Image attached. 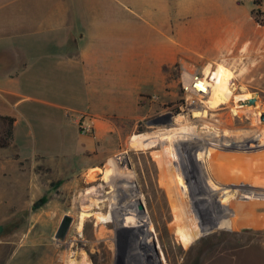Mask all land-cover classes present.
Masks as SVG:
<instances>
[{"label":"rangeland","instance_id":"374dc122","mask_svg":"<svg viewBox=\"0 0 264 264\" xmlns=\"http://www.w3.org/2000/svg\"><path fill=\"white\" fill-rule=\"evenodd\" d=\"M252 8H258L252 0L217 2V22L231 26H168V36L177 29L183 36L167 38L158 26H120L121 17L131 21L132 16L119 5L120 31L139 32L145 41L176 51L161 63L146 57L137 64L138 80L148 91L138 100L136 118L115 120L117 150L95 175L88 174L87 181L76 175L78 181L72 182L71 173L79 170L61 169L57 176L66 180L58 184L54 172L42 164L36 169L37 196L31 206L0 205V264H39L41 259L65 264L72 252L87 255L82 264H264V67L255 68L264 66V25L254 21ZM205 13L211 15L212 9ZM196 28L200 33H194ZM215 44L219 53L209 54L206 49ZM217 66L230 72L227 84L234 96L216 110L205 107L207 96L194 104L184 96L185 109L182 67L205 75ZM253 92L258 96L257 118L232 111L236 96ZM202 108L207 114L194 116ZM179 116L188 130L174 122ZM151 140L156 144L150 145ZM38 145L47 148V143ZM239 148L245 150L240 153ZM7 150L0 153L4 156ZM131 199L137 210L138 200L142 205L138 216H130ZM124 209L127 218L119 215ZM81 212L89 216L77 233ZM65 214L72 221L58 240L54 233ZM100 214L106 220L97 227ZM99 227L103 234L95 239ZM130 234L138 238V257L130 253ZM67 243L74 244L70 253Z\"/></svg>","mask_w":264,"mask_h":264},{"label":"crops","instance_id":"0c3cea01","mask_svg":"<svg viewBox=\"0 0 264 264\" xmlns=\"http://www.w3.org/2000/svg\"><path fill=\"white\" fill-rule=\"evenodd\" d=\"M221 1L233 0H0V116L14 118L12 145L0 153V205L31 206L42 164L60 184L61 169L87 181L113 158L115 120L136 118L148 91L137 64L176 51L120 31L119 5L132 16L120 26H158L172 38L183 35L168 36V26H231L217 22ZM78 118L92 132H81Z\"/></svg>","mask_w":264,"mask_h":264},{"label":"bare ground","instance_id":"6f19581e","mask_svg":"<svg viewBox=\"0 0 264 264\" xmlns=\"http://www.w3.org/2000/svg\"><path fill=\"white\" fill-rule=\"evenodd\" d=\"M187 6V5H186ZM205 23V22H204ZM206 37H208V36H206ZM208 39H209V37H208ZM197 40V44L199 45V46H202V42L200 41V39H196ZM204 41H205V39H203ZM206 42H207V40H206ZM212 42V41H211ZM214 43V42H213ZM221 44V43H220ZM219 45V44H218ZM217 44H215L214 46H211L210 48H207L206 50H208L209 51V54H217V53H219V46H218ZM222 45V44H221ZM224 47V46H223ZM221 48V47H220ZM236 50V49H235ZM224 51H226V50H224ZM246 51H247V49H246ZM232 52H234V51H232ZM244 53V52H243ZM233 54V53H232ZM241 56L242 57H244L242 54H241ZM241 58V57H240ZM245 58V57H244ZM192 67V66H191ZM258 68L257 70H259L261 67H264L263 65H260V64H256V66H255V68ZM184 69H186V70H188L186 67H183ZM193 69V68H192ZM264 69V68H263ZM191 70V69H190ZM205 76H207L208 78H209V81L208 82H206V84H207V88H203V93L202 94H200V95H198V94H194V93H192V92H186V93H184V96H186V98H188V100H190V99H192V97H193V95H196V97H197V99H199V102L200 103H202L203 101L201 100L204 96H207V98H206V100L204 101V105H205V107L206 108H209V109H211V110H216L217 108H218V106H220V105H223V104H225L227 101H229L234 95H233V90H232V88L227 84V82H228V80L231 78V74H230V72L228 71V70H226V69H224L223 67H216L214 70H209V71H207V73H205ZM184 78H187V76H185ZM236 96V95H235ZM195 97V98H196ZM247 97H250V94L248 93V94H246V95H244L243 97H241V98H238L237 96H236V100H239V99H243V98H247ZM235 101V100H234ZM258 102V101H257ZM234 104H235V107L233 106L232 107V111H234V112H236L239 116L240 115H242L243 113L244 114H247V115H254L256 118L259 116V112H258V109H259V104L258 103H255V105L253 106V107H247V106H240V105H237V103L236 102H234ZM200 108V107H199ZM200 110H202L200 113H194L195 115L194 116H205L204 114H207V112L206 111H203V108L202 109H200ZM240 111H242L243 113H241ZM203 112V113H202ZM229 118V117H228ZM228 118H225V119H227L226 121L228 122H230V120L228 119ZM221 119V118H220ZM222 120V119H221ZM184 121V118L183 117H181V116H179V117H176V119H175V123H176V125H177V123H180V124H178V126L179 127H182L183 129H185V127H184V123H181V122H183ZM217 122V121H216ZM231 123V122H230ZM185 130H188V129H185ZM149 143H150V145H153V144H156V142L155 141H153V140H151V141H149ZM240 149V153L241 152H243V150H245V149H243V148H239ZM238 149V150H239ZM245 152V151H244ZM243 155V154H242ZM245 155V154H244ZM243 155V156H244ZM134 182V181H133ZM125 197V196H124ZM130 207V208H129ZM131 207L133 208L132 210H133V212H132V214H130V216L131 215H136L137 214V216H138V214H139V212H138V210L136 209V206H135V204L133 203V199H131V202H130V204L128 205V208L129 209H131ZM126 210L124 209V211L122 210V211H120V217H121V212H122V215L124 216V217H126L127 218V216H128V212H125ZM124 212V213H123ZM264 212V211H263ZM98 213H96L95 214V216L97 215ZM89 216V214H87V213H82L81 212V214H79V221H78V223H77V225H76V230H77V233L78 232H80L81 231V229H82V227L84 226V221H85V218L86 217H88ZM263 216V218H264V215H262ZM104 220H106V218L104 217V215L103 214H100V216L98 217V219H97V223H96V226L98 227V223H101L102 221H104ZM142 219L140 218V221H139V223L140 224H142ZM260 222H262L263 223V225H264V219L263 220H261ZM103 223V222H102ZM261 223V224H262ZM118 226V225H117ZM127 229V228H126ZM98 230V232L96 231V233H95V239H100L101 238V236H102V234H103V232L101 231V229H100V227H99V229H97ZM98 233V234H97ZM82 235L84 236L85 234H83L82 233ZM98 235V236H97ZM82 236V237H83ZM84 238V237H83ZM85 239V238H84ZM134 239V240H133ZM142 235H140V240L142 241ZM63 240V239H62ZM129 240H130V244L132 243V246H133V248H131L132 249V251L130 252V253H132V255L135 257H138V255H137V253H136V250H137V243H138V238H137V236L136 237H133V236H131V234L129 235ZM136 240V242H133V241H135ZM38 241H40V240H38ZM72 241V240H71ZM94 241V240H93ZM92 243V242H91ZM127 243V242H126ZM68 244V249H69V252L68 253H70V250L73 248V245H70L69 243H67ZM77 244V243H76ZM135 244H136V246H135ZM92 245V244H91ZM94 245V244H93ZM98 245V244H97ZM95 246V245H94ZM93 246V247H94ZM102 246H104V245H102ZM106 246V245H105ZM90 247V246H89ZM96 248V247H95ZM41 249V248H40ZM63 249V248H62ZM98 249H99V245H98ZM101 249V248H100ZM100 249H99V251H100ZM54 250V249H53ZM50 251V250H49ZM55 251H57V250H55ZM63 251V250H62ZM96 251L98 252V250L96 249ZM79 252V251H78ZM82 252V251H81ZM101 253V252H100ZM57 255V254H56ZM79 255H80V258H79ZM53 259V258H52ZM49 259L47 258V261H48ZM87 260H88V257H87V255L85 254V253H75V252H72V253H70L69 255H67V261H66V263L65 264H82V263H84V262H87ZM135 260H137V259H135ZM45 262V263H48V262ZM52 261V260H51ZM51 261H49V264H50V262ZM139 261V260H138ZM134 263H135V261H134ZM39 264H44V260L43 259H41V262L39 263ZM106 264V263H105ZM135 264H137V263H135ZM139 264V263H138ZM141 264V263H140Z\"/></svg>","mask_w":264,"mask_h":264},{"label":"built area","instance_id":"2783aa9c","mask_svg":"<svg viewBox=\"0 0 264 264\" xmlns=\"http://www.w3.org/2000/svg\"><path fill=\"white\" fill-rule=\"evenodd\" d=\"M185 76H187V78H184ZM208 81L209 78L203 75L202 73L196 70L194 71L186 70L182 67V71L180 73V83L184 98L185 109L187 106V104L185 103L187 99L184 97V93L192 92L194 94L200 95L203 93V88H207L206 82ZM195 97L196 95H193L192 99L190 100V102L193 104L197 102L196 101L197 97L196 98ZM75 124L78 126L81 132H87V133L92 132V128H90L89 126H84L81 123V118L76 119Z\"/></svg>","mask_w":264,"mask_h":264},{"label":"trees","instance_id":"16d2710c","mask_svg":"<svg viewBox=\"0 0 264 264\" xmlns=\"http://www.w3.org/2000/svg\"><path fill=\"white\" fill-rule=\"evenodd\" d=\"M261 1L252 0V6H257L256 11L252 8L251 16L259 25H264V12L260 10ZM0 122L3 124V129L0 131V149L8 148L12 145L13 135L12 128L14 118L9 116H0Z\"/></svg>","mask_w":264,"mask_h":264},{"label":"water","instance_id":"95a60500","mask_svg":"<svg viewBox=\"0 0 264 264\" xmlns=\"http://www.w3.org/2000/svg\"><path fill=\"white\" fill-rule=\"evenodd\" d=\"M257 97H258L257 93L253 92V93H250V97L239 99V100H237L236 103H237V105H240V106H254L255 102L257 100ZM260 120L264 121V113L260 115ZM138 210L143 211L142 205H141L139 200H138ZM71 221H72L71 216H69L67 214L62 216V218L58 224V227L54 233L55 239H58V240L64 239L65 234L68 231L69 226L71 224Z\"/></svg>","mask_w":264,"mask_h":264}]
</instances>
